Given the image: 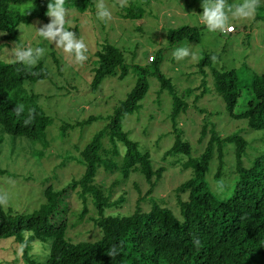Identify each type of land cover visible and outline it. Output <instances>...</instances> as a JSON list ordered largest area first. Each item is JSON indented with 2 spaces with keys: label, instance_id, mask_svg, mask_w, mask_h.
Wrapping results in <instances>:
<instances>
[{
  "label": "trees",
  "instance_id": "1",
  "mask_svg": "<svg viewBox=\"0 0 264 264\" xmlns=\"http://www.w3.org/2000/svg\"><path fill=\"white\" fill-rule=\"evenodd\" d=\"M49 2L51 0H0L2 40L16 43L20 24H29L35 19L44 21ZM93 6L94 0H66L65 3L67 9L79 14L88 12ZM122 10L125 19L140 20L144 15V9L132 2ZM73 30L77 33V28ZM168 38L171 42L198 41L199 33L196 27L182 26L170 30ZM157 57L150 61L153 63L152 74L159 82L160 91L168 92L172 104L169 118L173 143L162 159L182 155L185 157L180 164L182 170L191 171V177L174 190V208L152 196L165 168L155 169L149 152L140 150L122 127L124 117L140 109V102L148 91L144 71L136 66L141 77L134 88L105 118L104 127L79 151L80 162L85 168L83 175L60 190L47 185L43 191L44 203L30 215L12 213L0 204V240L13 238L16 244H20L21 264H264V149L255 155L250 165L245 166L243 157L247 141L239 134L223 137L205 122L200 143L207 135L209 138L202 153L193 155L191 145L183 140L178 128V118L188 107L185 97L192 90L179 94L170 79L159 70ZM212 57L215 56L206 55L199 62L201 70L211 65ZM95 58L96 67L92 69L90 84L93 92L105 78L122 80L128 73L123 51L113 44H102ZM48 77L41 62L27 66L0 60L1 133L30 141H38L43 136L51 119L38 104L37 96L28 94L22 85L26 81L35 83ZM210 78L214 93L223 100L231 120H245L249 129L264 131V75H254L244 92L235 70L214 69L210 71ZM200 88L204 93L205 83ZM200 97L194 102L197 103ZM240 102L243 109L235 112ZM19 105H23L24 112L17 116L14 109ZM30 110L34 111V119L25 125ZM98 119L99 116H91L75 126L89 125ZM227 145L233 146L234 181L230 185L224 184V190L229 187L232 190L222 199L211 192L205 176L215 158L218 165L214 180L220 183ZM179 162L175 160L173 165ZM101 169L107 173L120 172L125 179L138 173L149 185L146 194L137 199L131 214L106 213L113 207H120L125 199L111 202L110 194L96 183L97 172ZM4 172L0 169V175ZM73 193L83 206L79 220L86 215L89 200L96 211V217L91 219L98 230L94 241L74 242L67 234L69 228L75 227L68 219V197ZM141 203L150 208L142 210ZM197 239L199 245L194 243ZM35 241L48 242V247L46 245L43 250L48 253L40 261L33 254ZM110 253L114 254L110 256Z\"/></svg>",
  "mask_w": 264,
  "mask_h": 264
},
{
  "label": "rangeland",
  "instance_id": "2",
  "mask_svg": "<svg viewBox=\"0 0 264 264\" xmlns=\"http://www.w3.org/2000/svg\"><path fill=\"white\" fill-rule=\"evenodd\" d=\"M97 2L98 0H94L93 8L84 14L69 10L65 24L67 30L75 32L73 29L77 28L76 37L83 38L87 45L88 59L83 64L76 63L73 57L38 36L36 28L49 23L48 16L44 21L35 19L29 24H20L16 43L3 41V34L0 33L1 61H15L12 52L16 47H42L46 50L45 55L37 63H43L49 75L45 80L35 83L26 81L22 85L28 94L37 96L38 104L51 119L43 136L38 141H30L0 131V169L5 171L0 175V195L7 196L8 202L2 206L12 213L25 216L32 214L44 203L43 191L47 185L60 190L83 175L85 168L80 162L79 151L104 127L105 118L112 114L114 107L134 88L137 79L141 77L136 66L144 71L148 91L140 102V109L124 117L122 127L129 132V138L138 144L140 150L149 152L155 169L165 168L152 196L174 208V190L191 177V171L182 170L180 164L185 159L182 155L162 159L173 143L169 118L172 104L168 92L160 91L159 82L152 74L151 57L158 56L159 70L170 79L179 94L192 90L185 97L188 107L178 118V128L182 131L183 140L191 145L193 155L202 153L209 138L207 135L200 143L205 122L223 137L239 134L247 141L248 147L243 157L245 166L250 165L255 155L264 149V131L249 129L245 120H231L223 100L214 93L210 78V71L214 69L235 70L244 92V87L254 75H264V0H260L253 18H230L234 31L226 35L210 32L200 23L203 0H127V6L132 2L144 9L140 20L125 19L120 0H104L112 13L110 21L97 18ZM242 2L243 0H227V5ZM182 26L196 27L199 40L171 42L168 32ZM105 42L123 51L125 64L129 69L122 80L107 77L93 92L90 84L92 69L96 67L95 53ZM177 47L189 48L191 55L182 60L175 59L173 52ZM209 54H213L216 59L201 70L198 64ZM203 83L206 88L204 93L200 88ZM196 97H200L197 103L194 102ZM242 109L240 102L235 112ZM91 116H99L100 119L89 125L75 126ZM175 160L180 162L174 166ZM223 162L224 175L220 183L214 180L218 165L215 158L205 176L211 192L222 199L230 195L232 190V187L224 190V184L230 185L234 181L232 172L235 170V159L232 145L225 147ZM96 183L106 194H110L112 203L119 198L125 199L120 207H113L106 212L121 216L131 214L137 199L144 196L150 188L138 173H132L125 179L120 172L107 173L103 169L97 172ZM68 203L69 224H75V227L69 228L68 236L74 242L94 241L98 237V230L91 221L96 217L91 201L87 203L88 211L82 220H79V215L83 206L75 193L68 197ZM143 204L141 203L142 210L150 208ZM46 245L48 247V242L35 241L32 244L37 261L48 253L43 251ZM19 246L13 238L0 240V264H21Z\"/></svg>",
  "mask_w": 264,
  "mask_h": 264
},
{
  "label": "clouds",
  "instance_id": "3",
  "mask_svg": "<svg viewBox=\"0 0 264 264\" xmlns=\"http://www.w3.org/2000/svg\"><path fill=\"white\" fill-rule=\"evenodd\" d=\"M66 0H54L47 5L46 15L50 18V22L44 24L40 28H36L39 37L48 41L56 48L61 49L65 54L73 57L75 62L83 64L87 59V45L83 38H77L75 32L67 30V16L69 9L65 7ZM260 0H243L242 3L236 5H227V0H203L202 13L200 14V23L203 24L210 32H220L228 34L234 31V27L230 23L231 19H249L253 18ZM127 0H120V7H126ZM97 18L103 21H110L112 13L107 8L104 0H98L96 4ZM45 48L28 46L26 48L16 47L13 49V57L15 62L22 63L27 66H34L37 61L45 55ZM174 58L182 60L191 55L190 49L186 47H177L173 52ZM215 60V57H212ZM14 111L17 116L24 112L23 105L17 106ZM34 119V111L30 110L28 117L24 120L25 125H29ZM8 202L6 195H0V204L6 205ZM199 245V240L194 242ZM114 253H110L111 256Z\"/></svg>",
  "mask_w": 264,
  "mask_h": 264
},
{
  "label": "built area",
  "instance_id": "4",
  "mask_svg": "<svg viewBox=\"0 0 264 264\" xmlns=\"http://www.w3.org/2000/svg\"><path fill=\"white\" fill-rule=\"evenodd\" d=\"M150 59H151L150 61H152L153 58L151 57Z\"/></svg>",
  "mask_w": 264,
  "mask_h": 264
}]
</instances>
